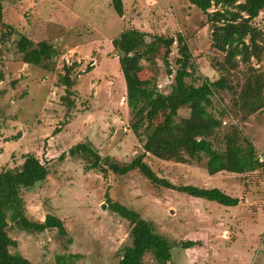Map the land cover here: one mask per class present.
Instances as JSON below:
<instances>
[{"label": "rangeland", "instance_id": "rangeland-1", "mask_svg": "<svg viewBox=\"0 0 264 264\" xmlns=\"http://www.w3.org/2000/svg\"><path fill=\"white\" fill-rule=\"evenodd\" d=\"M153 2H147L144 9H150L143 18L156 23L144 32L149 34V40L176 37L178 33L186 37L193 54L192 75L186 78L187 83L199 86L205 78L214 81L224 75L231 86L216 90L211 96L210 110L221 120L220 127L208 137L214 148L224 151L227 137L235 136L244 149L252 145L256 155L264 152V88L257 100H244L242 95L251 68L263 74L264 83V56L247 63L237 57L238 67L222 71L225 53L213 47L207 15L196 7L185 9L182 18L175 9L176 3L162 0L153 7ZM95 8L93 11H98V15L94 22L98 25H64V21L56 18L57 14L51 13L46 0H0V35L12 32L0 51V73L4 76L0 80V170L18 169L27 178L33 167L47 165L50 172L47 178L39 185L24 188L21 195L31 218L43 220L48 214L55 215L63 220L67 230L65 236L56 228L31 233L11 223L10 235L18 242L11 251H19L31 264H118L122 247L132 243V224L111 209L110 204L117 201L152 221L156 231L173 245L171 260L161 263L147 253L143 264H264L263 168L250 171L234 162L216 166L219 171H230H224L227 178H221L233 182L234 193L240 195L236 198L241 202L233 208L222 207L225 205L216 201L213 203L222 206L204 205L192 199V195L183 194L179 189L182 185H218L220 179L210 176L205 154L201 161L186 153L179 160L160 157L145 149V125L139 133L131 127L137 117L128 104L127 85L121 80L124 76L116 61L118 56L115 51L100 56L107 49L106 38L117 37L122 30L117 12L111 3L104 1L99 2L98 10ZM162 20L164 26L156 28ZM254 24L262 30L264 44V9ZM204 26L207 29L199 34L198 30ZM113 27H117L116 32ZM104 33L102 43L95 41ZM20 34L36 43L46 40L59 50L51 70L23 61L16 46ZM77 36L80 49L71 51L69 45L77 42ZM165 50L159 48L152 60L143 61L140 73L142 79L149 80V90L154 91L152 96H140L137 100V108L151 116L147 126L154 127L163 120V112L169 110L165 105L164 109L156 105L170 95L175 83L177 42L171 46L167 58ZM66 64L74 66L73 93L69 95L58 81ZM88 66L92 68L90 71ZM65 96L74 100L73 106L64 100ZM257 105L259 108L252 112V106ZM189 113L187 107H181L174 120L182 124ZM60 125L66 132L58 137L54 130ZM94 133L101 139L96 145L90 139ZM79 142L101 152L107 174L88 168L92 158L69 154V149ZM63 152L65 158L59 159ZM139 162L147 164L158 178L168 183L155 184L139 168ZM208 175L212 179L207 182ZM200 210L211 219L204 221ZM192 229L206 232L195 234L202 238L197 240L200 245L186 248L184 243L189 241L186 231ZM239 236H245V241L239 240ZM226 246H231L232 251L226 252ZM246 247L252 248L243 260L240 255L247 251Z\"/></svg>", "mask_w": 264, "mask_h": 264}, {"label": "trees", "instance_id": "trees-1", "mask_svg": "<svg viewBox=\"0 0 264 264\" xmlns=\"http://www.w3.org/2000/svg\"><path fill=\"white\" fill-rule=\"evenodd\" d=\"M196 7L201 9L206 15L212 29L213 47L225 53V61L221 64V70L227 72L235 69L239 65L237 57L242 62H250L251 59L259 61L264 56L263 32L254 24L260 12L264 9V0H189ZM112 6L122 16L124 14L123 0H112ZM215 7L213 11H210ZM12 32L8 30L0 35V51L2 43L11 37ZM137 28H129L122 31L112 40L115 52L118 56L120 69L124 75L127 91L128 104L133 109L136 119L132 122V130L139 133L141 127L145 125L146 140L145 149L160 157L176 158L182 160L184 153L190 158L202 160L203 154L208 158L207 168L213 173L218 171L217 165L224 166L231 162L245 165L252 171L260 168L257 161L256 152L252 145L249 149H244L235 136L227 137V144L224 151L220 152L214 148L208 137L213 135L221 125V120L211 110V96L216 90L231 88L226 81V76L222 75L217 80L205 78L199 86L188 84L186 78L192 75V50L182 33L176 37H152ZM177 42L179 57L177 58L178 68L175 71V83L172 86L170 95L161 98L156 108L162 106L169 107L164 111V118L154 127L147 126L150 114L143 109L137 108V100L140 96H152L154 91L149 90V80L140 76L143 70V61L152 60L159 48L165 47V55L171 53V46ZM17 49L22 53L25 63L41 66L45 69H52L51 63L60 55L58 49L48 41L34 42L24 34H20L16 42ZM166 64L169 65L166 59ZM74 66L66 64L65 73L58 76V81L66 87L67 95L72 94L74 81L71 72ZM88 71L92 68L87 67ZM86 69V70H87ZM252 73L248 78L242 95L244 100H257L262 96L264 88L263 74L257 69L251 68ZM170 74L173 71L168 68ZM4 78L0 73V80ZM64 97L70 106L74 105V100ZM262 99V98H261ZM260 99V100H261ZM175 101V104L173 102ZM187 107L190 111L187 118L182 119V124L176 123L174 116L178 109ZM259 105L252 106L254 112ZM138 109V110H137ZM225 113V110L221 112ZM150 116V117H149ZM63 126V125H62ZM56 127L54 133H59L62 127ZM69 154L76 156L82 154L86 159H93L88 166L89 169H99L107 174L108 167L104 166L106 161L94 148L85 142H79L69 149ZM66 153L63 152L59 159H64ZM155 184L168 183L158 178L147 164L139 162L137 164ZM27 178L19 173L18 169L0 170V264H31V261L23 256L19 251L12 252L11 248L18 246L17 240L10 235L11 223L20 230L27 232H44L50 228L58 229L60 235L67 234L63 220L55 215L48 214L45 219L31 218L27 212L26 201L21 195L24 188H30L37 183L44 181L49 174L47 165L33 167ZM182 192L195 197H203L208 200L217 201L223 205H237L239 198L226 194L219 188H201L195 185H182L179 187ZM113 211L120 214L132 224V243L125 245L121 249V258L118 264H143L147 253H152L159 262L171 260L173 245L162 234L156 231L152 221L147 220L141 214L126 205L114 201L110 204ZM197 242L189 240L184 243V247L189 248Z\"/></svg>", "mask_w": 264, "mask_h": 264}, {"label": "crops", "instance_id": "crops-1", "mask_svg": "<svg viewBox=\"0 0 264 264\" xmlns=\"http://www.w3.org/2000/svg\"><path fill=\"white\" fill-rule=\"evenodd\" d=\"M100 1L101 2L104 1L106 3H112V0H46L48 8L51 9V13L55 14V15L57 14L56 18H59L62 21H64V25H66V24H70V25L82 24L83 25L84 24L86 26H92V27L98 25L97 23L94 22L95 20H97V19H94V18H97L98 11H93V7H96L95 10H98L97 8H99V2ZM149 1H151V0H123V3H124V14L122 16H120L119 14L116 13L117 17L119 19V23L121 24L120 26L122 28V30L119 32V34L122 31H124L125 29L132 28V26H134L137 29L142 30V31H145V30L149 31L150 30V26L154 25L153 23L155 22V20H153L151 18L147 19V20H150V22H149L150 24H149L147 21H144V18H143L144 15H148V13H149L148 11H149L150 8H148V10L144 9L145 7H148L147 4L149 3ZM161 1L162 0H154L152 6L154 7V5H155V7H156L157 6L156 4H158ZM170 1H172V3L173 2L176 3V5L174 4L175 5V9H177L176 11L180 14V17H182V18H185V16H184L185 12H186L185 9L187 11H190V10L196 8V6L194 4H192L189 0H170ZM141 11H143V12H141ZM79 21H80V23H79ZM123 23L125 24L124 27H122ZM163 24L164 23H163V20H162V22L160 24H158V26L156 28H158V27L162 28V26H164ZM207 27L208 26H204L203 28L199 29L198 33L201 34L203 30L207 29ZM116 28L117 27H115L112 31L116 32L115 31ZM75 31H77V29H75ZM105 36H106V33H104L102 35L99 34L100 38L98 37V39L95 40V41H97L98 43H102L103 42L102 38H106ZM115 37H116V35H114V37L110 36V38H106L107 39V41H106L107 49L103 53L101 52V54H100V56H102L101 58L106 57L109 53H112V52L115 51L114 45L112 43V40ZM76 40H77L76 43H73L72 45H69V44L68 45L70 46L71 51L74 50V51L78 52L79 49H80V46H81V44L79 43V42H81L80 41V36L79 37L77 36ZM98 43H97V45H98ZM95 45L96 44H94V47H95ZM98 51H101V50L98 49ZM116 61L119 62L118 57H116ZM120 79H121V74H120ZM121 80H122L123 84L126 85L125 78L122 77ZM77 119L79 121V116H78ZM74 122H72V123H74ZM65 132L66 131L63 132V127H62L61 131L59 133H55V134H57V136L59 137V136H63L65 134ZM90 139L92 140V142L95 145L101 142L100 137H98L95 133ZM97 152L99 154L101 153L98 150H97ZM224 171L225 172H230V171H226V170H223V172L218 170L216 172L210 173V174H212L210 176L215 177L217 179H220L218 185H210V186L205 185V186H199V187H201V188L218 187V188H220L223 192H225L228 195H232L233 194V197H240V195L234 193V187L232 186L233 182H231L230 180H225V179L222 180L221 177L227 178L223 174ZM210 176L208 175L207 182H208V180L212 179V177H210ZM36 185H39V184H36ZM189 185H192V184H189ZM182 193L183 194H188V193H185V192H182ZM191 198L195 199V201H197L198 203H202L204 205L205 204H207V205L211 204V205H214V206H216V205L217 206H222L223 205V204L222 205L216 204L217 201L215 203H213L214 201H212V200H211L212 202H204V201L202 202V201H200V199H198V198H203V197L191 196ZM239 200H240V198H239ZM237 205H234V206L225 205V206H222V207L233 208V207H236ZM200 212L202 213L200 215L201 216L203 215L204 221H209L211 219V218L209 219V216L207 214L203 213L204 212L203 210H200ZM180 215H182V214L180 213ZM188 223H189V225H191V222L188 221ZM205 227L206 228L208 227L206 222H205ZM205 232L206 231H202V229L187 230L186 234L189 235L187 239L197 242L195 245H197V244L200 245L201 242L199 243L197 240L198 239H202V238H200V236H196L195 234L205 233ZM245 234L248 235L249 238L251 237V235H249L248 231H246ZM244 237L245 236H239V240L245 241ZM230 238H231V236H230ZM239 240L236 243H238ZM251 248L252 247H248L247 251H246L247 253L245 252L243 255H240V256H243L242 257L243 260L245 258H247V256H249V254H250L249 250H251ZM225 249H226V252H230L231 246L230 247L226 246ZM237 256H239V255L237 254ZM237 260L239 262H241L240 258L237 259ZM251 264H255V262L254 263L252 262Z\"/></svg>", "mask_w": 264, "mask_h": 264}, {"label": "built area", "instance_id": "built-area-1", "mask_svg": "<svg viewBox=\"0 0 264 264\" xmlns=\"http://www.w3.org/2000/svg\"><path fill=\"white\" fill-rule=\"evenodd\" d=\"M256 158H257V161L261 164V167L264 170V152L257 153Z\"/></svg>", "mask_w": 264, "mask_h": 264}]
</instances>
